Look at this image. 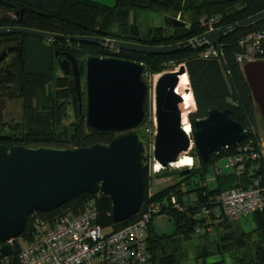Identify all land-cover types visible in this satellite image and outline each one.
I'll return each mask as SVG.
<instances>
[{"label": "trees", "instance_id": "obj_1", "mask_svg": "<svg viewBox=\"0 0 264 264\" xmlns=\"http://www.w3.org/2000/svg\"><path fill=\"white\" fill-rule=\"evenodd\" d=\"M6 1L14 7L0 6L2 27L15 25L61 35L106 38V43L109 44H71L70 53L82 61V71L85 69L84 62L91 56L112 55L135 61L143 65L145 73L151 75L164 72L177 64L185 65L195 105V109L187 115L190 124L205 117L212 109H229L231 119L241 122L245 127L248 120L252 127L254 136L247 133L246 138L240 142L241 145L250 140L253 145V141L259 142L257 105L242 71L245 63L238 64L235 57L245 50L246 45L253 43V33L260 32L263 35L260 41L262 52L252 62L264 61V18L227 32L219 44L222 59L200 56L207 43H187L180 50L169 54H145L123 49L116 51L112 41L123 40L151 46L178 43L200 34L203 19L215 18L218 26L229 25L263 10L264 0H114L111 6L92 0H43L40 7L33 9H28L21 0ZM145 9L162 15V19L165 14L174 17L179 15L187 26L166 28L163 23L143 26L138 23L137 15ZM15 11L21 17L12 16ZM246 38L248 39L244 42ZM168 62L174 64L169 65ZM21 73V118L6 124L3 119L4 106L0 105L1 144L80 147L108 143L121 134L87 128L85 100L82 99L79 108L72 78H56L46 82L41 76H24ZM143 79L146 81L144 75ZM148 93L147 89L145 126L141 134L153 123ZM237 150L238 147L229 146L219 153H212L209 161L204 163L193 148L192 167H167L154 174L149 171L147 154L146 165L142 170L143 199L136 215L113 222L108 195L101 192L83 193L55 209L30 213L23 231L10 241V254L1 258L0 264H20L18 254L21 248L25 243L33 242L40 233L39 230L42 231L41 225L38 226L39 229L36 227L37 223L48 222L52 225L62 215L74 216L87 205H92L96 209L95 223L105 234H110L136 221L149 203L159 207L158 215L167 214L175 229L169 235L158 234L151 226L156 214L152 215L145 238L147 264H185L189 260H194L196 264H226V260H230L231 264H264V208L246 216L228 218L215 199L223 191L248 189L255 179L260 181V186H264V158L247 159L241 172H224L225 168L218 163V159L221 156L233 157L238 154ZM216 165L223 167L220 175H215ZM158 177H168L170 180L149 196L148 190H151L153 180ZM171 196L182 205L181 210L174 208ZM196 213L204 216L198 219L195 217ZM245 217L251 224L248 231L240 224ZM210 225L216 230L215 240L212 243L201 242L197 245L198 248L192 244L189 247L188 242L193 239L191 233L197 227L208 231Z\"/></svg>", "mask_w": 264, "mask_h": 264}, {"label": "water", "instance_id": "obj_2", "mask_svg": "<svg viewBox=\"0 0 264 264\" xmlns=\"http://www.w3.org/2000/svg\"><path fill=\"white\" fill-rule=\"evenodd\" d=\"M21 1L32 7H40L43 3V0ZM0 6L14 7L6 0H0ZM21 10L23 12L24 8ZM262 18L264 9L235 23L203 32L196 39L218 48L227 32ZM163 26L182 28L187 23L164 15ZM16 33L35 36L24 42L25 74L43 75L46 80L51 78L53 57L57 56V51L50 44L43 43L40 37L93 45L108 41L97 36L0 27V36ZM112 42L116 49L169 54L180 50L188 40L155 46L123 40ZM66 57L73 61V81L80 108V72L75 59L70 55ZM62 62L58 63L59 68L67 73ZM143 71L142 64L117 56H91L85 61V124L92 131L121 133L108 143L80 147L0 143V259L10 254V241L23 231L30 213L55 209L83 193L108 195L113 222L126 220L138 213L143 199L142 170L146 165L147 150L139 134L131 130L145 118L148 87ZM242 71L264 121V61L245 63ZM183 74H187L185 65H180L178 71L163 73L153 89L152 116L156 129L152 155L163 167L176 161L178 154L189 145L181 125L179 104L182 97L176 91L183 82ZM246 126L231 119L229 109H212L205 117L196 119L191 127L199 159L208 162L212 153H219L227 146H236L247 133L253 135L248 120Z\"/></svg>", "mask_w": 264, "mask_h": 264}, {"label": "built area", "instance_id": "obj_3", "mask_svg": "<svg viewBox=\"0 0 264 264\" xmlns=\"http://www.w3.org/2000/svg\"><path fill=\"white\" fill-rule=\"evenodd\" d=\"M176 18H180L179 15ZM200 25L203 28L201 33L218 27L215 18L203 19ZM253 34V43L246 45L243 52L236 54L235 60L240 65L254 61L262 52L260 41L263 35L260 32ZM188 43L206 42L198 41L195 36L188 39ZM200 56L221 58L219 47L211 44H207ZM173 64V62L170 63V65ZM180 65L183 64H177L165 72L177 71ZM143 75L146 80L150 81L156 74L151 75L143 71ZM152 121V126L146 129L145 133L154 138L156 125L153 116ZM181 125L183 126L182 112ZM188 125L189 129L185 131V134L189 139V145L185 151L178 154L176 161L168 163V168L193 166L194 158L191 151L194 143L192 129L190 124ZM253 143L254 145L251 140L244 145L239 142L236 145L238 154L233 157L229 156L223 167L231 166L232 170L241 172L245 168L247 159H263V141H253ZM152 145L153 141L148 151L147 165L150 173L154 174L167 167H163L153 158ZM179 162L183 164L178 165ZM223 167L216 165L215 175H220ZM148 195L151 196L152 191L148 190ZM215 199L226 217L246 216L252 211L264 208V186H260V181L255 179L248 189L223 191ZM171 202L175 209H182V205L176 202L174 196H171ZM158 211L159 207L156 204L149 203L136 221L110 234H105L103 229L95 223L96 209L92 205H87L77 215H62L52 225L48 222L37 223L36 227L39 229L38 226L41 225L42 231L39 230L40 233L33 242L23 245L18 254V262L20 264H147L148 255L145 242L147 224L153 214L158 215Z\"/></svg>", "mask_w": 264, "mask_h": 264}, {"label": "flooded vegetation", "instance_id": "obj_4", "mask_svg": "<svg viewBox=\"0 0 264 264\" xmlns=\"http://www.w3.org/2000/svg\"><path fill=\"white\" fill-rule=\"evenodd\" d=\"M23 5L27 6L28 9H33L32 6H28L24 3ZM18 15L19 17H21V14L15 11V13L12 16L16 17ZM0 16H3V15L0 14ZM11 27H22V26L14 25ZM36 30H39V29H36ZM40 31H44V30H40ZM28 37H35V36L30 35V34H19V33L0 36V105L3 104V97L5 96L8 99H12V98L19 99L20 98L19 95L23 88V85H22L23 79L21 78L22 77L21 72H23L24 76L25 75L26 76H41L44 78L46 82H49L52 79H56V78H68L69 77V78L74 79L73 61L66 57L67 55H70L77 62V67L80 72L79 92L81 94V103H80V107H81L82 99L85 100V81H84L85 69L84 71L80 70V67L82 66V61L77 60V58L70 53L72 49L71 44L81 43V42H74V41H69V40L61 39V38L40 37L43 43L50 44L53 50L57 51V56L53 57L51 78L49 80H46L43 75L25 74V71H24V64H25L24 42ZM65 58L67 59L66 62H62L63 59ZM60 62H62L64 67H66L68 71L67 73H65L63 70L59 68L58 63ZM84 68H85V62H84ZM82 72H84V74H82ZM144 121H145V118H144Z\"/></svg>", "mask_w": 264, "mask_h": 264}, {"label": "rangeland", "instance_id": "obj_5", "mask_svg": "<svg viewBox=\"0 0 264 264\" xmlns=\"http://www.w3.org/2000/svg\"><path fill=\"white\" fill-rule=\"evenodd\" d=\"M167 15H170V14H167ZM159 16L160 15L156 14L155 12L148 10V9H145V10H142L139 12V14L137 15V21L139 24H141L143 26L159 25L162 23V20H163V19L161 20V18ZM170 16H173V15H170ZM106 44H109V43L107 42ZM109 56H112V55H109ZM169 65H170V63H169ZM163 73H166V72L164 71V72H161L159 74H156L153 76L152 80H150V81L146 80L145 81L147 84V87H148V92H149L148 93V102H149L151 108H153V106H154L153 105V103H154V90L153 89H154L155 82L157 81L159 76L162 75ZM20 105H21L20 100L18 98L8 99L6 96L3 97V106H4L3 119H4V122L6 124L14 123V122L20 120V118H21V106ZM179 108H180V104H179ZM190 108L192 110L195 109L194 103H192ZM256 108H257L256 119H257V124H258V133L260 136L259 138L264 143V121H263V118L261 116V113H260L258 107H256ZM186 121L188 122L187 116H186ZM144 126H145V121L143 119V121L137 127H135L133 129V131H135L139 134L142 131V129L144 130ZM150 127L151 126L146 127L145 130L149 129ZM141 133L139 134V136L141 137V140L143 142H145V147H146V150L148 152V151H150V148H151L150 146L152 144L153 137L147 136L146 133H143V134H141ZM227 159H228L227 157L221 156V158L218 159V163L221 165H224V163L227 162ZM231 171H232L231 166L224 169L225 173L226 172L228 173ZM168 179H169L168 177L167 178H163V177L155 178L151 184V187L154 190H159L162 188L164 182L168 181ZM202 216H204V215H202L200 213L195 214V217L198 219H200ZM240 224L243 226L245 231H248L249 229H251V227H250L251 224L249 223L247 217L241 219ZM151 226L155 232H157L158 234H164V235L172 234V232L175 229L172 220L169 218V216L167 214H161V215L154 216L152 221H151ZM191 237L193 239L190 242H188L189 247L192 244L193 247L198 248L197 245L200 244L201 242L212 243L213 240H215V238H216V230L213 228L212 225H210L208 227V231H205V228L201 229V228L197 227L196 230L191 233ZM188 243H186V244H188Z\"/></svg>", "mask_w": 264, "mask_h": 264}, {"label": "bare ground", "instance_id": "obj_6", "mask_svg": "<svg viewBox=\"0 0 264 264\" xmlns=\"http://www.w3.org/2000/svg\"><path fill=\"white\" fill-rule=\"evenodd\" d=\"M183 82L182 84L177 88V93L181 95L182 102L180 103V109L182 112V121H183V129L184 131H188L189 125L186 121V116L189 114L192 109L190 108L192 103H194L192 92L189 87V81H188V75L183 74L182 76ZM183 164V162H179L178 165Z\"/></svg>", "mask_w": 264, "mask_h": 264}, {"label": "crops", "instance_id": "obj_7", "mask_svg": "<svg viewBox=\"0 0 264 264\" xmlns=\"http://www.w3.org/2000/svg\"><path fill=\"white\" fill-rule=\"evenodd\" d=\"M92 1H95V2H97V3H99V4H103V5H107V6H111L112 4H113V2H114V0H92ZM165 15H167V14H165ZM161 16L162 15H160L159 17L161 18ZM180 19V18H179ZM161 20H162V18H161ZM188 21V20H187ZM185 22V21H184ZM162 23H163V20H162ZM194 107H195V105H194ZM165 184V183H164ZM163 184V185H164ZM150 191H154V189L153 188H151L150 187ZM215 259V258H214ZM226 262V264H231V262H230V260H229V262H228V260H226L225 261ZM185 264H196L195 263V261L194 260H189L188 262H186Z\"/></svg>", "mask_w": 264, "mask_h": 264}, {"label": "clouds", "instance_id": "obj_8", "mask_svg": "<svg viewBox=\"0 0 264 264\" xmlns=\"http://www.w3.org/2000/svg\"><path fill=\"white\" fill-rule=\"evenodd\" d=\"M201 34V33H200ZM199 35V34H198ZM178 71V70H177ZM171 72H174V71H171ZM188 122H189V120H188ZM188 124H190V122L188 123ZM190 127H191V124H190ZM191 129H192V127H191ZM140 137V136H139ZM147 154H148V152H147ZM178 168H182V167H178Z\"/></svg>", "mask_w": 264, "mask_h": 264}]
</instances>
